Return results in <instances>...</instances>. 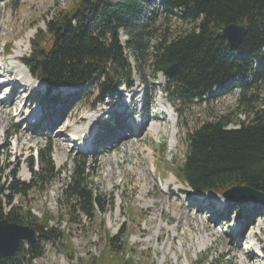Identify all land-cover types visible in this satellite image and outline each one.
Here are the masks:
<instances>
[{
    "label": "trees",
    "instance_id": "16d2710c",
    "mask_svg": "<svg viewBox=\"0 0 264 264\" xmlns=\"http://www.w3.org/2000/svg\"><path fill=\"white\" fill-rule=\"evenodd\" d=\"M153 1L75 0L68 8L60 7L45 28L33 26L36 34L23 64L33 79L46 85L47 103L59 105L58 112H68L82 101L80 97L84 94L82 91L65 96L61 88L85 86L97 94L93 103L96 107L107 97L114 102L123 87L132 90L136 86L135 77L147 84L150 73L157 81L175 64L174 74L163 86L173 103L185 106L221 99L239 89L232 111L202 123L187 134L184 159L169 163L167 171L190 189L183 193L194 200L208 194L223 197L234 187H250L264 193V93H261L264 0H160L161 7L151 9ZM163 15L176 17L180 27L157 21ZM231 24H243L247 28L236 48H231L222 35L223 29ZM13 49L14 42L5 45L7 54ZM148 104L146 95V114ZM240 114L247 120L242 121ZM123 122L115 112L108 121L99 124L100 132L105 134H100V142L95 144L98 151L103 150L101 140L119 135ZM236 124L238 128L231 127ZM40 130L39 126L33 128L35 134ZM53 148V142L48 140L39 151L36 169L34 156L30 157L32 180L25 183L18 179L20 166H12L8 178L4 176L11 163L2 160L8 144L0 145V221L30 226L38 233L33 247L21 243L12 257L0 258V264H33L43 257L45 244L56 243L61 244L66 254L72 253L67 255L70 264H143L136 257L139 248L132 245L129 237L116 236L107 227L104 231L107 243L99 256L79 258L70 252L75 219L93 221L101 213L102 223L106 225L105 217L114 210L116 199L109 200L98 191L95 169L91 171V164L83 158L60 181L65 169H57ZM57 181L60 182L58 200L67 217L62 213L55 217L49 211L36 215L25 198L33 190L45 193ZM16 198L19 206L14 205ZM226 207L227 218L223 223L226 225H230L236 210L248 211V207H235L232 202ZM262 212L264 205H259L253 213ZM243 218L246 221L235 236L242 240L248 230L249 216ZM190 264L233 263L225 256L210 259L201 255Z\"/></svg>",
    "mask_w": 264,
    "mask_h": 264
},
{
    "label": "rangeland",
    "instance_id": "374dc122",
    "mask_svg": "<svg viewBox=\"0 0 264 264\" xmlns=\"http://www.w3.org/2000/svg\"><path fill=\"white\" fill-rule=\"evenodd\" d=\"M74 1L0 0V64L5 73L7 66L9 69L15 67L9 79L6 74L3 77L0 70V82H8L0 84V145L8 144L2 160L11 163L4 174L6 179L12 166L17 165L20 166L18 179L30 183L29 159L34 156L35 169L38 168L39 151L46 147L48 140L54 145L53 160L57 169H65L60 181L69 176L77 160L83 158L91 164V171L95 169L96 172V188L107 199L115 198L116 206L105 217L106 225L102 223L104 217L101 213H97L93 221L75 219L74 244L70 252L79 258L101 254L107 243L104 233L107 227L116 236L129 237L132 245L139 248L136 257L143 264H190L201 255L210 259L225 256L233 264H264V212L254 214L257 206L252 203L248 211L236 210L232 219L242 224L246 221L243 217L249 216V225L244 240L235 238V231L230 234L229 230L236 227L223 224L227 218L226 206L231 201L211 194L200 196V200L182 196L180 193L190 189L167 171L169 163L184 159L187 134L202 123L232 111L237 93L184 106L173 103L163 91L166 77L154 81L147 73V84L136 77L135 88L131 92L122 88L121 101L117 100L118 105L113 106L111 100L106 99L93 107L97 94L87 88L62 89L60 92L65 96L82 91L84 94L80 97L82 101L75 103L68 112H58L59 105L47 103L46 85L36 87L38 80L33 79L28 70L18 68L23 67V59L31 52L30 43L36 34L33 26L45 28L46 22L60 7L68 8ZM157 21L180 27L179 20L173 16L163 15ZM10 42H14V49L7 54L5 45ZM18 84L21 86L15 89ZM261 93H264V87ZM146 95L149 98L148 114L145 113ZM121 109H126L125 115L132 113L141 121L143 130L139 135L123 122L124 128L119 130L117 137L101 141L103 150L80 152L70 142L71 136H79L77 132H83L89 125L99 131L101 120L114 110L119 114ZM94 117L98 120L92 121ZM239 118L247 120L243 114ZM154 122L162 126L158 136L150 129ZM35 126L41 128L40 133L33 132ZM167 127L169 136L164 131ZM231 127L236 128L237 124ZM175 129L177 133L173 141L171 133ZM170 140L176 142L174 148ZM59 195L60 182L57 181L45 193L33 190L25 198V203L31 204L36 215L49 211L55 217L59 213L67 217L66 209L59 203ZM14 205L19 206L18 198ZM243 206L247 205L235 204V207ZM220 223L223 225L219 226ZM24 244L29 247L27 242ZM43 247V257L33 264H70L67 255L72 253L66 254L60 243Z\"/></svg>",
    "mask_w": 264,
    "mask_h": 264
},
{
    "label": "water",
    "instance_id": "95a60500",
    "mask_svg": "<svg viewBox=\"0 0 264 264\" xmlns=\"http://www.w3.org/2000/svg\"><path fill=\"white\" fill-rule=\"evenodd\" d=\"M247 28L243 24H231L222 31L224 39L231 48L239 46L245 35ZM177 65L171 66L165 77L171 78ZM223 197L234 204L255 206L264 205V193L255 191L250 187H234L223 194ZM38 240V233L30 226L9 223L6 220L0 221V258L12 257L20 247L21 243L27 242L29 247H33Z\"/></svg>",
    "mask_w": 264,
    "mask_h": 264
},
{
    "label": "bare ground",
    "instance_id": "6f19581e",
    "mask_svg": "<svg viewBox=\"0 0 264 264\" xmlns=\"http://www.w3.org/2000/svg\"><path fill=\"white\" fill-rule=\"evenodd\" d=\"M154 2V1H153ZM30 40V38L28 39V41ZM21 65H23V67H18L19 69L20 68H23L22 70L23 71H25V70H28V69H26V66H24V64H21ZM30 73V72H29ZM23 74V73H22ZM32 77V76H31ZM37 81V80H36ZM44 86V83H42V82H40V81H37V83H36V87H43ZM1 108V107H0ZM31 119H32V117H31ZM153 125L151 126V132H153V134H155V135H157L158 136V134H160V132H161V129H162V126L159 124V123H157V122H154V123H152ZM140 129H141V127H136V131L138 132V131H140ZM169 129H168V127L167 128H165L164 129V131H165V133H167V135L169 136V131H168ZM83 132H81L80 134H82ZM176 129L171 133V136H172V138H173V141H174V139L176 138ZM73 139L75 140V137H73ZM89 141H91V139L89 140ZM172 140H170V142H171ZM89 143V142H88ZM173 143V144H172ZM171 144H172V147L174 148L175 146H176V142H171ZM89 145V144H88Z\"/></svg>",
    "mask_w": 264,
    "mask_h": 264
},
{
    "label": "built area",
    "instance_id": "2783aa9c",
    "mask_svg": "<svg viewBox=\"0 0 264 264\" xmlns=\"http://www.w3.org/2000/svg\"><path fill=\"white\" fill-rule=\"evenodd\" d=\"M151 5H152L153 8L159 7L160 6V0H155L154 2L151 3ZM82 87L84 88V86L81 85V86L75 87V88H73L71 90H77V88H82ZM109 117H110V113L107 114V117L105 119L108 120ZM140 126H142V124H141V121L138 120L137 121V127H140Z\"/></svg>",
    "mask_w": 264,
    "mask_h": 264
}]
</instances>
